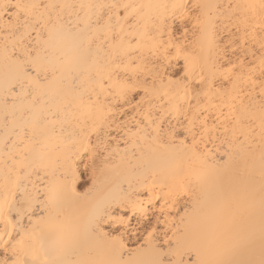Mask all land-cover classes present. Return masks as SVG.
<instances>
[{
  "label": "snow or ice",
  "instance_id": "6c2138e0",
  "mask_svg": "<svg viewBox=\"0 0 264 264\" xmlns=\"http://www.w3.org/2000/svg\"><path fill=\"white\" fill-rule=\"evenodd\" d=\"M74 7L0 0L6 92L15 80L38 99L57 84L58 118L72 126L55 136L34 125L31 144L3 161L0 264H264V0L101 5L100 42L64 21ZM50 48L68 51L52 62ZM126 108L151 141L140 154L150 182L81 206L59 178L36 187L41 172L66 180L83 152L95 188V162ZM221 149L223 162L213 156Z\"/></svg>",
  "mask_w": 264,
  "mask_h": 264
},
{
  "label": "bare ground",
  "instance_id": "6f19581e",
  "mask_svg": "<svg viewBox=\"0 0 264 264\" xmlns=\"http://www.w3.org/2000/svg\"><path fill=\"white\" fill-rule=\"evenodd\" d=\"M36 2H41V0H36ZM43 2L74 5V8L66 9L62 13L64 21L70 22L76 33H84L88 36L96 37L98 42H100L106 35L105 26L108 20L105 14L106 10L101 8V5L113 3L158 5L170 4L173 0H43ZM203 2H214V0H203ZM156 11L154 8H145V13L155 14ZM55 15V12H53L54 18ZM8 19V15L4 14V17L0 19V27H3ZM13 43L15 41L8 42L9 54L11 55L14 52L15 55H19L21 46L17 45L13 49ZM4 48L5 41L3 34H0V66L4 63ZM67 51V48L63 49V51L50 48L47 55L49 60L54 62L57 56L63 55ZM41 79H43V74ZM12 83L13 91L6 92L4 77L0 73V179L3 176V161L8 157L9 153L17 151L15 145L31 144V134L34 125L38 128H46L50 134L55 136H67L72 131L71 124L64 120L63 115H59V118L57 115L61 108V97L57 94V84L51 85L46 90L47 95L34 99V96L37 95L36 93L32 95L26 94L28 91L27 84L21 88V84L15 80ZM125 111L128 112V115H116L115 121L112 123L111 128L108 129V137L105 138L108 150L104 152V157L95 162L97 166V184L95 188H93L92 181L93 161L89 158V154L83 152L76 158L73 174H69L66 180L60 173H57V177H45L44 173L41 172L39 178L35 175L32 177L36 187L42 191L48 180L59 178L68 185L65 193L67 202L73 206H81L85 203H95L97 197L101 194L109 195L116 192L120 184H123L125 189L133 191L140 187L145 179L150 182V171L141 166L142 161L140 159L141 149L151 143L145 138V133L139 130L143 128V125L138 126L137 122L142 120L143 117L132 112L131 108H126ZM172 123L176 125L175 120ZM148 131L151 132V129H148ZM93 141H95L94 135ZM216 143L219 144V141ZM5 144H7V149ZM208 147L212 148V144H209ZM222 151L223 149H221L220 153H213L215 159L221 162L227 159V157L222 156ZM107 157H110V159L105 164L104 159ZM85 165H88L87 169ZM99 169H105L103 175H101ZM85 178L87 180L83 181ZM129 183H131V189H129ZM28 187L31 191L32 184H29ZM89 189H92V191L85 198L84 193L88 192ZM178 208L182 214L184 208L183 199ZM85 210H90V208ZM114 211L117 214H123L126 209L114 208ZM107 230V227H105V231ZM113 234L118 235L115 232ZM135 240L134 236L131 239L127 235L124 237V242L128 247L136 246Z\"/></svg>",
  "mask_w": 264,
  "mask_h": 264
},
{
  "label": "rangeland",
  "instance_id": "374dc122",
  "mask_svg": "<svg viewBox=\"0 0 264 264\" xmlns=\"http://www.w3.org/2000/svg\"><path fill=\"white\" fill-rule=\"evenodd\" d=\"M87 179L85 178L83 181H86Z\"/></svg>",
  "mask_w": 264,
  "mask_h": 264
}]
</instances>
